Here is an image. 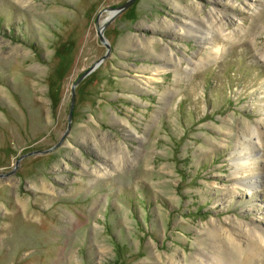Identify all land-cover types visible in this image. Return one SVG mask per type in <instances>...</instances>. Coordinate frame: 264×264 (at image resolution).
Masks as SVG:
<instances>
[{"label": "rangeland", "instance_id": "374dc122", "mask_svg": "<svg viewBox=\"0 0 264 264\" xmlns=\"http://www.w3.org/2000/svg\"><path fill=\"white\" fill-rule=\"evenodd\" d=\"M124 1L0 0V264H264V0H135L46 151Z\"/></svg>", "mask_w": 264, "mask_h": 264}, {"label": "water", "instance_id": "95a60500", "mask_svg": "<svg viewBox=\"0 0 264 264\" xmlns=\"http://www.w3.org/2000/svg\"><path fill=\"white\" fill-rule=\"evenodd\" d=\"M135 0H125L123 3L116 5L114 7H107L106 10L108 12L107 17L103 20L102 23H100L96 27V33L98 36L99 41L101 44H103L106 48L105 53L98 58L96 61H94L86 70H84L72 83L71 85V99H70V105H69V110H68V117H67V128L62 134L61 138L49 149L46 151H49L53 148H56L59 146L62 141L64 140L65 136L67 135V132L70 129L71 126V120H72V114H73V108H74V103H75V87L76 85L85 77L87 76L90 72H92L106 57L109 56L110 53V44L108 43L107 39L104 36V29L105 27L121 12H123L125 9H127Z\"/></svg>", "mask_w": 264, "mask_h": 264}, {"label": "bare ground", "instance_id": "6f19581e", "mask_svg": "<svg viewBox=\"0 0 264 264\" xmlns=\"http://www.w3.org/2000/svg\"><path fill=\"white\" fill-rule=\"evenodd\" d=\"M216 49H217V48H216ZM217 50H218V49H217ZM244 163H245V161L238 162L237 165H238V167H239V166H244ZM245 185H246V184H245ZM252 185H253L252 183H249V185H246L247 189L250 188V186H252Z\"/></svg>", "mask_w": 264, "mask_h": 264}]
</instances>
